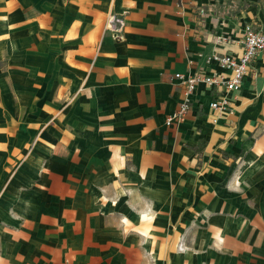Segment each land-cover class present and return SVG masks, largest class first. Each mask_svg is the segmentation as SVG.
<instances>
[{
    "label": "crops",
    "instance_id": "crops-1",
    "mask_svg": "<svg viewBox=\"0 0 264 264\" xmlns=\"http://www.w3.org/2000/svg\"><path fill=\"white\" fill-rule=\"evenodd\" d=\"M9 12L0 264H65L89 249L124 264H264L262 54L227 93L230 110L213 111L224 90L201 82L186 117L166 123L184 94L175 74L230 75L207 57L240 55L245 25L264 28V0H14ZM23 231L48 242L38 262ZM99 256L85 262L116 264Z\"/></svg>",
    "mask_w": 264,
    "mask_h": 264
},
{
    "label": "built area",
    "instance_id": "built-area-1",
    "mask_svg": "<svg viewBox=\"0 0 264 264\" xmlns=\"http://www.w3.org/2000/svg\"><path fill=\"white\" fill-rule=\"evenodd\" d=\"M122 19L116 14H109L106 27L115 38L120 37ZM258 54H262L264 61V28L252 24H246L242 36V53L238 56L227 53H213L207 57L208 60L216 61L222 68L230 70V75L222 74L205 75L200 72H177L175 76L184 83L183 99L178 108L166 118L168 125L173 122L182 121L190 107L191 94L195 87L203 82L209 86L222 87L224 92L218 93L210 101V108L213 111L223 114L230 110V101L227 97L228 92L236 91L241 87L243 77L250 69L251 63ZM192 64L193 61L189 60ZM264 73V68H263ZM214 118L213 120H216Z\"/></svg>",
    "mask_w": 264,
    "mask_h": 264
},
{
    "label": "rangeland",
    "instance_id": "rangeland-1",
    "mask_svg": "<svg viewBox=\"0 0 264 264\" xmlns=\"http://www.w3.org/2000/svg\"><path fill=\"white\" fill-rule=\"evenodd\" d=\"M24 1L27 3L28 0H24ZM21 6H22L21 9H23V10L26 8V6H23L22 4H21ZM13 7H14V0H0V40L1 39H5V40L6 39H11L12 40L13 36H15V32H10V31L7 30V27H4L5 25L11 23V20H10V18H8L7 13L11 14V12H9V11ZM20 12L22 13V11H20ZM20 20L22 21V20H24V18L22 16H20ZM25 21L27 22V18L25 19ZM9 25H11V24H9ZM16 34H18V36H19V42H21V43H26L27 42L28 33L26 31H23L20 28V30ZM4 44H5V41H4ZM5 66H6V58L3 57V59L0 60V69L1 68L4 69ZM11 72H12V69L10 70V73ZM0 74H1V72H0ZM1 76H0V78H1ZM1 85L4 88L5 84L2 83ZM2 97H3V102L2 103H4L7 106H14V104L16 103V98L14 96H12L9 92L8 93H4L2 95ZM22 99L23 98H20V100H22ZM7 114L16 115V113L14 112V109L6 108V109H4L3 112L0 111V122H2V120L4 119V117ZM20 116L23 117V119H25L26 113L20 112ZM39 123H40L41 130H43L46 127V125L44 124L45 122L41 121ZM0 132H5L4 128H0ZM12 132H13V130L9 129V135L10 136H11ZM34 141H35V138H33V140L29 141L28 146H26V144H25L24 147L27 148L26 153H25V157L32 150ZM2 161H3V169H4V172H3V178H4L5 171L7 169H9V168L11 169V166L13 165V159L11 157H9V154L5 153L4 159L0 160V164L2 163ZM11 171L12 170H9V172H11ZM11 174H12V172H11ZM35 227L38 228L39 225H36ZM23 235H24L23 236V240L21 242H19V244L20 245H26L27 243H29L31 250L35 251L36 254L39 256V258H36V262H38L40 260V258L45 254V253H43L44 252V247H45V249L48 248V246H47L48 242L44 241V239H43L44 236L42 234H40L39 238L35 239V242H31L29 239H24V237H30L31 234L28 235V234H26L24 232ZM75 245H76V242L74 240H68L66 242V246H67L68 249L75 250V249H73V248L76 247ZM4 247L5 246H4L3 242L0 241V249L4 248ZM62 252L64 254V252H65L64 249L62 250ZM66 252H67L66 255L68 256L69 250L66 251ZM91 254H94L96 257H98L100 254H102V252L89 249V250H87V255H85V257L82 256L79 253H78V255H75V252H74V253L69 254L68 262L65 261V264H89L88 262H85V261L89 257V255H91ZM100 259H103V261L105 259L106 260H110L112 262L116 261V264H124V258L119 256L117 251H116V255L114 256V258L105 256V257H100ZM147 259L150 260L151 264H155L156 263V258L147 257ZM100 264H105V263L100 262Z\"/></svg>",
    "mask_w": 264,
    "mask_h": 264
}]
</instances>
